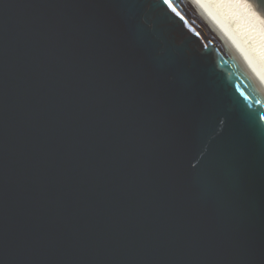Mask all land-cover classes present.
Masks as SVG:
<instances>
[{
    "label": "water",
    "instance_id": "water-1",
    "mask_svg": "<svg viewBox=\"0 0 264 264\" xmlns=\"http://www.w3.org/2000/svg\"><path fill=\"white\" fill-rule=\"evenodd\" d=\"M262 110L202 2L0 0V264H264Z\"/></svg>",
    "mask_w": 264,
    "mask_h": 264
},
{
    "label": "bare ground",
    "instance_id": "bare-ground-1",
    "mask_svg": "<svg viewBox=\"0 0 264 264\" xmlns=\"http://www.w3.org/2000/svg\"><path fill=\"white\" fill-rule=\"evenodd\" d=\"M223 25L264 81V16L252 3L202 2Z\"/></svg>",
    "mask_w": 264,
    "mask_h": 264
},
{
    "label": "snow or ice",
    "instance_id": "snow-or-ice-1",
    "mask_svg": "<svg viewBox=\"0 0 264 264\" xmlns=\"http://www.w3.org/2000/svg\"><path fill=\"white\" fill-rule=\"evenodd\" d=\"M196 2L197 3L205 2V0H196ZM228 2H236V3H253V2H256V3H258V5L260 7V14L264 15V2H261V0H228ZM163 4L171 7L172 6V0H163ZM256 103L259 104L260 101H257ZM249 107H251V106L249 105ZM256 120L258 122V126H259L260 130L264 131V110H262L256 114ZM196 166L197 165H193L194 168Z\"/></svg>",
    "mask_w": 264,
    "mask_h": 264
}]
</instances>
